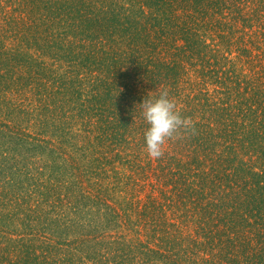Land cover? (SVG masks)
Listing matches in <instances>:
<instances>
[{
  "label": "trees",
  "instance_id": "trees-1",
  "mask_svg": "<svg viewBox=\"0 0 264 264\" xmlns=\"http://www.w3.org/2000/svg\"><path fill=\"white\" fill-rule=\"evenodd\" d=\"M0 264H264V0H0Z\"/></svg>",
  "mask_w": 264,
  "mask_h": 264
},
{
  "label": "clouds",
  "instance_id": "clouds-1",
  "mask_svg": "<svg viewBox=\"0 0 264 264\" xmlns=\"http://www.w3.org/2000/svg\"><path fill=\"white\" fill-rule=\"evenodd\" d=\"M152 93L149 92L139 106L143 120L148 125L144 131L146 154L158 159L164 155L168 141L193 132L195 125L190 117L181 115L167 89H157L154 95Z\"/></svg>",
  "mask_w": 264,
  "mask_h": 264
}]
</instances>
